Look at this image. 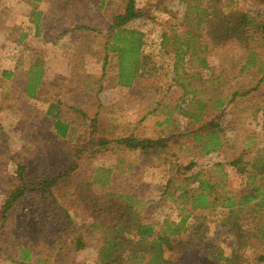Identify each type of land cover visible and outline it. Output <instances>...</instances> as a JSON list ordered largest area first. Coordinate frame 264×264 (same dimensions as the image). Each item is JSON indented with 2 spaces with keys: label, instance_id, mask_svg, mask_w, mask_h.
<instances>
[{
  "label": "rangeland",
  "instance_id": "1",
  "mask_svg": "<svg viewBox=\"0 0 264 264\" xmlns=\"http://www.w3.org/2000/svg\"><path fill=\"white\" fill-rule=\"evenodd\" d=\"M127 1L0 0V264H36L38 258L47 264H98L93 237L84 236L88 243L83 249L73 245L76 233L92 220V214L75 200L66 197L57 203L50 196L26 195L3 221L1 209L8 192L20 184V166L30 182L74 166V175L82 173L80 178L88 179L103 167L111 176L106 191L135 196L142 200L143 213L162 223L166 218L179 221L184 214L178 203L164 195L178 166L193 161L194 167L186 174L202 170L238 193L245 176L227 166L228 177L223 180L211 166L240 155L253 162L264 148V39L253 38L249 47L232 41L212 44L207 31L197 26L193 6L211 8L213 0H136L141 16L126 27L145 33L147 63L132 86H122L118 55L108 53L105 46L109 36L105 23L123 11ZM225 1V7L259 13V20L264 21V0ZM40 16L44 27L39 35ZM76 27L86 28L72 32ZM194 34L199 35L188 49L189 58L195 56L191 55L194 46L198 51L205 43L208 49H201L196 62L204 57L209 69L191 64L193 76L184 78V85L176 84L174 53L176 48L187 50L183 43ZM14 45L19 51L13 52ZM36 62L46 79L35 99L23 91V84L25 67ZM188 65L185 61L183 69ZM13 68L16 75L4 72ZM184 86L205 94L198 91L191 100L192 93L187 95ZM235 92L239 95L228 102ZM201 96L207 104L201 120L183 116L182 112L196 110L189 103ZM221 96H227L226 105L218 108L214 98ZM53 112L70 125L66 137L57 133ZM218 116L225 132L219 150L207 152L193 140L194 135H184L203 134ZM131 134L148 138L182 134V144H172L175 155L146 158L140 150L115 142ZM102 138L112 142L103 147ZM221 189L217 188L218 193ZM227 211L221 207L195 211L191 217L203 215L200 221L207 223L206 240L194 239L195 245L181 254L168 251L167 257H176L179 264H264L260 259L264 256V207L232 231L225 223ZM242 229L253 236L247 237ZM95 235L100 238L98 232ZM23 249L30 250L29 259L22 258Z\"/></svg>",
  "mask_w": 264,
  "mask_h": 264
},
{
  "label": "trees",
  "instance_id": "2",
  "mask_svg": "<svg viewBox=\"0 0 264 264\" xmlns=\"http://www.w3.org/2000/svg\"><path fill=\"white\" fill-rule=\"evenodd\" d=\"M225 2V0H213L212 5L210 4L211 8L206 5L204 7L193 6L197 11V26L207 31L206 36L212 44H226L232 41L240 42L243 46L249 47L253 38L264 39V21L259 20V13L236 10L230 5H227L229 7L227 8ZM193 7L190 6V12H192ZM140 16L141 12L137 7L136 0H128L123 11L114 14L105 23V29L109 35L105 46L108 53L114 52L118 55L119 83L122 86H132L141 76V71L147 63L143 51L145 33L126 27L129 22ZM84 28L86 27H76L71 31ZM163 35L165 39L166 34ZM198 35H191L183 43L187 46V50L176 48L174 53L176 57L174 66L176 84L184 85V78L189 79L193 76L191 71L192 65L195 63L202 69H209L204 57L199 60V63L196 62L201 49L203 51L208 49L205 43L202 44L204 48H198V51L194 46L195 49L191 55L195 56L189 58L188 49L192 47L194 42H197ZM185 61L189 65L183 69ZM249 62L254 64L252 60ZM178 68H181V73H178ZM7 74L8 76L12 75ZM42 77L41 66L38 63H32L27 73L26 84H23L25 92L29 96L36 97L38 84L41 83ZM199 79L201 81V78ZM189 83L192 85L193 82L189 81ZM184 87L187 90L188 87ZM198 91L205 94L200 89L187 90V95L192 93L191 100H193ZM237 95H239L238 92L233 93L228 102L233 101ZM226 97L214 98L218 108L226 105ZM205 100V97L201 96L194 103H189L191 107L196 105V110L192 114L182 112L183 116L196 122L200 121L202 111L207 106ZM53 107H50V113H52ZM58 118L57 116L54 123L57 133L66 137L70 125ZM218 119L219 116L214 120L212 119L203 134L191 131L190 134L188 132L184 135H194L193 140L197 143L200 142L202 149L207 152L219 150L225 132ZM181 135L172 134L165 137L148 138L131 134L119 138L115 142L121 144L125 149L140 150L146 158H150L164 153L175 155L171 146L176 143L182 144L179 142ZM111 142L112 140L104 138L99 140V144L103 147ZM81 151L78 150L77 153H81ZM259 152L260 154L255 156L253 162L244 161L243 155H240L226 163L216 162L211 166V170L217 172V175L221 174L223 180L228 177L227 166L235 168L238 173L244 175V187L238 193L228 190L221 182L212 179L216 176L208 177L202 170H197L193 174H186V171H190L194 167L195 162L193 161L184 166H178L176 172L168 180L164 195L178 203V207L184 211L179 221L168 218L162 223L151 221L147 213H143L142 200L131 194L106 191L110 187L111 176L105 173L103 167L96 168L95 175L83 179L80 178L84 175L82 173L81 175H74L76 166L69 168L62 174L44 175L32 182L26 179L24 166H20L18 170L20 184L8 192L1 209V216L3 221L7 220L8 213L26 195L50 196L56 199L57 203L58 200L67 197V199L75 200L77 205L86 208L92 214V220L86 229L77 232L76 236L73 237V245H75V249H83L88 243L84 236L93 237L98 246V264H179L176 257L168 258L166 253L170 251L174 254H181L186 247L195 245L194 239L201 240V242L206 240L207 223L200 221L204 217L203 215L196 214L194 218L191 217L194 216L195 211L200 209L215 210L217 207L226 208L228 211L225 223L228 225V231H232L242 224V219H246L248 215L254 212H259L264 207V148L259 149ZM111 171L112 169L108 170L109 173ZM180 172H182V176L177 181L176 177ZM71 173H73L72 176ZM220 186H222L221 193H218L217 188ZM56 192L59 196L55 198ZM243 231L247 237L253 234L246 230ZM96 232L99 233L100 238H97ZM22 253L23 259L30 258V250L23 249ZM260 259L263 260L264 256H260ZM38 262L47 264V260L40 258L37 259L36 264Z\"/></svg>",
  "mask_w": 264,
  "mask_h": 264
},
{
  "label": "crops",
  "instance_id": "3",
  "mask_svg": "<svg viewBox=\"0 0 264 264\" xmlns=\"http://www.w3.org/2000/svg\"><path fill=\"white\" fill-rule=\"evenodd\" d=\"M43 18H41V16L38 18V25H37V27H38V32H37V34H41V28L42 27H44L43 26V23L42 22H40L41 20H42ZM41 23H42V26H41ZM57 40V39H56ZM56 40H55V43H56ZM53 45V44H52ZM55 46V45H54ZM70 46H73L72 45V42H71V45ZM14 47H16V48H13V52H17V51H19V49L20 48H18L17 47V45H14ZM37 63V62H36ZM31 64L32 63H30V66H31ZM30 66H28L27 68L25 67V82H24V85L26 84V81H27V73H28V71H29V69H30ZM17 69H18V67H17ZM14 70H15V68H13V69H9L8 71H4L5 73H10V74H12V75H16V72H14ZM8 75V74H7ZM11 76V75H10ZM13 78H15V76L13 77ZM46 79V77L45 76H43L42 77V81H41V83H39L38 84V90H37V94H36V97H35V99L38 97V95H39V90L41 91L42 90V88H43V85H44V80ZM23 91L25 92V88L23 87ZM26 93V92H25ZM31 97V96H30ZM31 98H33V97H31ZM53 106V105H52ZM53 108H55V107H53ZM52 116H54L53 118L55 119V122H56V120H57V116L59 117V115H58V113L56 114V112H53V115ZM58 119H60V118H58ZM62 120V119H61ZM63 121V120H62ZM55 122H53V124L55 123ZM64 122V121H63ZM66 123V122H65Z\"/></svg>",
  "mask_w": 264,
  "mask_h": 264
}]
</instances>
